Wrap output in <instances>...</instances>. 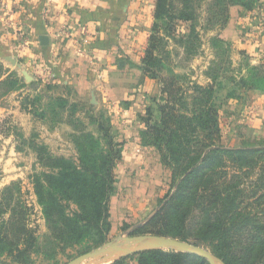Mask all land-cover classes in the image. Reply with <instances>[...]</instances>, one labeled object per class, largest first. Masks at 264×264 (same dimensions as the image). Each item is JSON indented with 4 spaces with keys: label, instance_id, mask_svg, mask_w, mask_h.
<instances>
[{
    "label": "trees",
    "instance_id": "obj_1",
    "mask_svg": "<svg viewBox=\"0 0 264 264\" xmlns=\"http://www.w3.org/2000/svg\"><path fill=\"white\" fill-rule=\"evenodd\" d=\"M259 6L260 0H157L140 64L143 73L161 84L160 96L152 99L142 117V144L154 147L171 169L172 188L162 207L138 232L199 243L225 264H264V143L225 142L226 128L216 103L219 88L224 87L220 80L224 62L209 67L208 84L183 85L181 75L169 64L172 58L167 43L176 38L178 25L185 23L188 31L180 35V42L186 54L194 56L201 43L199 25H218L222 30L233 7L248 13ZM221 43L223 56L229 44ZM241 66L245 73L240 69L238 75L226 78L231 86L225 101L241 99L244 90L264 91V60L249 65L245 59ZM3 72L0 64V78ZM27 86L25 77L12 71L0 80V98ZM21 107L42 118L49 110L54 121L68 108L71 116L81 112L98 125L100 134L96 135L80 119L71 120L78 130L73 135L75 155L54 154L37 133L29 144L43 167L30 178L54 248L81 245L92 238L95 246L101 245L112 228L111 199L117 190L125 140L119 139L104 112L96 114L66 97H50L43 89L35 96L25 95ZM21 137L25 139L22 133ZM34 210L24 198L21 181L0 190V262L35 264L40 236L32 220ZM129 260L137 264H210L196 254L161 248L141 250L110 264H130Z\"/></svg>",
    "mask_w": 264,
    "mask_h": 264
},
{
    "label": "crops",
    "instance_id": "obj_2",
    "mask_svg": "<svg viewBox=\"0 0 264 264\" xmlns=\"http://www.w3.org/2000/svg\"><path fill=\"white\" fill-rule=\"evenodd\" d=\"M156 1L0 0V64L4 66L0 80L12 71L23 75L19 67L6 59L8 56L17 59L33 77L31 82L25 79L27 87L0 98V117L14 114L26 137L28 127L43 122L51 131L71 141L75 151L73 135L78 130L71 120L80 119L87 131L100 134L98 125L81 112L71 116L66 108L54 121L49 110L42 118L22 109L25 95L35 96L43 89L50 97H66L96 114L104 112L121 137L127 138L124 156L146 167L149 160L137 156L140 147L145 152L147 149L141 144V127L134 121V115L136 103L142 97L160 93V84L140 69ZM222 34L233 37L235 63L244 64V55H248L249 65L263 61L264 0H260V6L253 12L233 7L228 28ZM43 35L48 36V44L40 40ZM141 91V98L131 101V94ZM47 101L42 102L43 108ZM229 109V133L233 136L239 133L243 138H256L264 134V91L244 90L243 97L231 103ZM42 141L57 153L50 138ZM152 156L160 160L156 152Z\"/></svg>",
    "mask_w": 264,
    "mask_h": 264
},
{
    "label": "rangeland",
    "instance_id": "obj_3",
    "mask_svg": "<svg viewBox=\"0 0 264 264\" xmlns=\"http://www.w3.org/2000/svg\"><path fill=\"white\" fill-rule=\"evenodd\" d=\"M225 28H228V25ZM224 29L221 30L218 25L207 27H205V23L204 27L199 25L198 30L201 35V43L198 52L194 56H188L183 48L182 42H180V35L185 34L188 31L187 25L185 23H180L178 25L176 38L169 39L167 43V48L169 49L172 58L169 64L177 74L181 75V84L188 85L191 82H197L206 85L211 82V78L207 74L209 67L215 63L219 64L220 61H223L224 71L222 72L220 80L224 87L219 88L216 103L220 106V114L226 128L225 142L230 145H240L242 143H264V134H261L262 136L260 137L255 136L256 138L252 136L250 138H243L239 133L236 136L229 133L230 124L227 119L229 116L228 113L230 112L229 107L231 106V103L239 98H230L225 101L226 89L231 86L226 78L238 75L239 71H241L240 69H243V67L238 64V61L236 63L234 62L233 53L235 45L233 44V37L222 36V31ZM216 42L218 45H216ZM224 42L229 44V50L228 53H222L223 56H221L219 51L220 43L225 46L226 44ZM247 57L248 55H244V60ZM146 76L152 79V81L160 84L157 79H153L147 74ZM142 94V91L131 94V101L134 102L136 98H141L140 96ZM160 94L161 84L160 93H157L154 96H149V98L142 97V101L136 103L137 106L135 109L134 121H138L137 125L141 127V130L145 128L142 117L147 115L146 107L151 105L153 103L152 99L159 97ZM252 108L253 107L250 108L251 111ZM113 129L119 134L120 140L127 139L121 137L119 131L115 130L114 125ZM141 130H139L140 136ZM50 131L48 125H45L43 122H36L35 127L27 128L25 134L28 137H26L21 131V126L19 125L17 118L14 117V114H7L0 117V190L13 182L21 181L24 198L35 207L34 213L32 214V220L34 224L38 225V235L40 236V253L36 256L35 264H65L88 249L92 250L98 248L106 243L115 242L122 237L151 234L141 233L138 232V230L145 224L144 221H146L151 214L154 213L156 208L161 205L162 200L172 188V172L170 168L163 164L160 153L154 147L143 145L141 138V144L149 151L147 152L146 150L145 152L140 147L137 156H141L146 161L149 160V164L145 167L144 163L139 164V162L134 159L126 158L123 151V158L120 161L119 166L120 169L117 172V190L111 199L110 219L112 228L107 241L101 245L95 246V238H92L81 245L70 246L65 249L59 247L54 248L55 245L51 243V232L48 229L46 220L43 217L41 208L37 204L36 196L33 193V185L30 176L35 172L42 171L43 167L39 163L37 154L32 148V145L29 144V141L32 134L37 133L41 141L45 140V138H50L49 142L52 147H54L55 150L58 149L57 153L55 152L56 154L71 156L75 155L76 151L73 144L70 143L71 141L64 139L58 132L55 133L54 131H51L54 132L51 135ZM137 132L138 130L136 129L135 133ZM21 133L26 140L21 137ZM241 133L243 134L242 131ZM246 136H249V134H246ZM20 147L21 149H19ZM153 152L157 153L160 158L159 161L154 159V156H152ZM129 263L137 264L135 260H129Z\"/></svg>",
    "mask_w": 264,
    "mask_h": 264
},
{
    "label": "water",
    "instance_id": "obj_4",
    "mask_svg": "<svg viewBox=\"0 0 264 264\" xmlns=\"http://www.w3.org/2000/svg\"><path fill=\"white\" fill-rule=\"evenodd\" d=\"M40 40L42 41L43 44L49 43V38L47 35H43L40 38ZM6 59L10 61L14 66H17L22 70V73L27 82H31L33 80V77L29 74L27 70L22 68V64L18 63L17 59L11 56H8ZM163 204L159 205L154 211V213L157 210H159ZM154 213H152L151 216L146 221H144V223H146L153 216ZM146 241L152 242L154 245L151 247H145L134 250V248L137 245L144 243ZM152 248L173 249L176 251L189 252L204 257L209 261L210 264H225V262L220 257H218L209 247H206L204 245H201L193 241H184L179 238L156 235V234L129 235L126 237H122L115 242H109L98 248L81 253L76 257L72 258L71 260H69L65 264H81L84 261L102 259L103 257L107 256L109 253L115 251L127 252L121 256L123 257L141 250L152 249ZM0 264H6V263L0 262Z\"/></svg>",
    "mask_w": 264,
    "mask_h": 264
},
{
    "label": "bare ground",
    "instance_id": "obj_5",
    "mask_svg": "<svg viewBox=\"0 0 264 264\" xmlns=\"http://www.w3.org/2000/svg\"><path fill=\"white\" fill-rule=\"evenodd\" d=\"M153 245L154 244L152 242L146 241L144 243H141V244L137 245L134 248V250L135 249L145 248V247H151ZM123 253L125 254L124 251H115V252L109 253L107 256L103 257L102 259L84 261L81 264H110V263H112V261H115L116 259H118L122 255H124Z\"/></svg>",
    "mask_w": 264,
    "mask_h": 264
},
{
    "label": "built area",
    "instance_id": "obj_6",
    "mask_svg": "<svg viewBox=\"0 0 264 264\" xmlns=\"http://www.w3.org/2000/svg\"><path fill=\"white\" fill-rule=\"evenodd\" d=\"M52 78V76L50 77V79Z\"/></svg>",
    "mask_w": 264,
    "mask_h": 264
}]
</instances>
